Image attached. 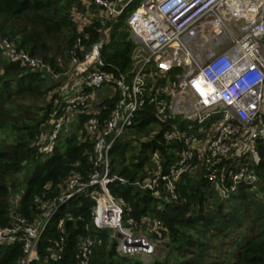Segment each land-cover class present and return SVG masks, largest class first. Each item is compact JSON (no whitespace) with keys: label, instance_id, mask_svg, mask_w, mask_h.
I'll return each mask as SVG.
<instances>
[{"label":"built area","instance_id":"obj_1","mask_svg":"<svg viewBox=\"0 0 264 264\" xmlns=\"http://www.w3.org/2000/svg\"><path fill=\"white\" fill-rule=\"evenodd\" d=\"M137 1L85 0V10L73 9L79 33L84 34L95 18L103 24L98 29L99 40L90 48L82 43V37L87 39L88 34L77 39L75 46L82 56L74 55L63 73L19 50L9 39L2 40L10 56L31 68L47 70L57 80L61 76L79 78L78 86L67 96L60 94L66 96L59 102L61 113L41 134L39 154L51 152L62 135L69 136L74 131L93 147L87 180L77 174L71 176L59 195L46 198L43 193L37 198L38 218L28 222L14 213V223L0 228V248L22 243L23 256L18 264H32L54 215L82 193L95 201L94 226L112 230L110 237L117 242L120 254L141 258L155 254L163 238L160 222L146 218L142 224L134 219L125 223L124 204L109 189L115 181L131 183L112 172L111 150L139 123V112L146 107L152 108L156 119L149 137L159 140L171 161L165 172L166 157L160 147L156 148L146 174L132 182L134 186L154 191L160 181H165L173 196L181 174L203 169L205 178L224 198H229L237 183L256 180L248 167L236 171L229 166V160L253 154L255 142L264 139V0H143L130 10ZM126 13L131 38L148 52L143 64L129 73L106 63L102 55L103 43L109 37L107 22ZM104 86L115 90L106 99L119 93L106 118L101 115L106 106L100 107L104 100L96 101L94 95ZM80 114L87 116L82 127ZM227 178L233 182L231 187ZM101 242L84 236L76 264H89L94 246Z\"/></svg>","mask_w":264,"mask_h":264},{"label":"trees","instance_id":"obj_2","mask_svg":"<svg viewBox=\"0 0 264 264\" xmlns=\"http://www.w3.org/2000/svg\"><path fill=\"white\" fill-rule=\"evenodd\" d=\"M135 7L136 3L130 10ZM75 8L85 10V0H0V228L14 223V213L28 222L38 218L37 198L43 193L46 198L59 195L71 176L77 174L83 181L89 178L92 166L88 157L93 147L78 132L62 135L51 152L39 154L41 134L61 113V96L56 92L60 81L47 70L31 68L10 56L2 45L7 38L19 50L63 73L74 55L82 56L75 46L77 39L88 34L82 43L90 48L99 40L98 29L103 24L95 18L84 34L79 33L73 19ZM127 15L107 22L110 41L102 46L105 62L125 73L130 72L136 49L130 32L119 31L127 28ZM118 95L116 92L102 102L101 107L106 106L102 117L110 115ZM79 119L82 127L86 114H80ZM138 119L130 134L121 136L111 150L112 172L131 183L144 177L156 148L166 157L165 172L171 161L159 140L149 137L156 126L152 108L142 109ZM31 164L32 172L25 175ZM230 165L236 171L248 167L256 180L237 183L229 198L205 178L203 169L181 174L174 197L165 181L154 191L131 183H110L111 195L124 204L125 223L134 219L142 224L146 218L160 222L162 243L169 247L163 260L147 263L139 256L120 254L117 242L110 237L112 230L94 226L95 201L82 193L54 215L32 264H76L79 243L86 235L102 240L94 246L89 264H264V139L255 142L253 154L229 160ZM227 182L231 187L233 182L229 178ZM0 249V264H18L23 256L21 242Z\"/></svg>","mask_w":264,"mask_h":264},{"label":"rangeland","instance_id":"obj_3","mask_svg":"<svg viewBox=\"0 0 264 264\" xmlns=\"http://www.w3.org/2000/svg\"><path fill=\"white\" fill-rule=\"evenodd\" d=\"M143 0H138L136 2V6H140L141 5V2ZM127 28L125 26L123 27H120V30H127L130 32V28L128 27V25H126ZM131 35V33H130ZM109 37L107 39L106 42H109ZM144 48V47H143ZM145 50V48H144ZM135 52H137V54H141V56H139L136 60H134V62L132 63L131 67H130V72H134L136 71L142 64L143 62L145 61L146 57L148 56V52L145 50V52L143 51L142 49V46L136 44V49H135ZM57 82H59V88H57V93H59L61 90H63L60 94H63L65 93V95H68L69 94V90H71V88H74V86H78V79L76 78H72V77H63L61 76V78L59 80H56ZM68 89V90H67ZM111 93V87H108V86H104L103 88H101L100 90H97V91H94V95H96L98 97V99H106L108 94ZM59 102L62 101L61 98H59ZM95 106H98L97 103H95ZM101 107V106H100ZM28 170L25 169L24 171V174L29 176V174L32 172V164L31 165H28ZM169 252V247L162 243V239L159 240L158 244H157V247H156V251H155V254L152 255V256H149V257H142V259L145 261V262H151L152 260L154 259H160V260H163V258L168 254ZM140 256V255H139ZM171 260H172V257H171Z\"/></svg>","mask_w":264,"mask_h":264},{"label":"crops","instance_id":"obj_4","mask_svg":"<svg viewBox=\"0 0 264 264\" xmlns=\"http://www.w3.org/2000/svg\"><path fill=\"white\" fill-rule=\"evenodd\" d=\"M141 54H137V52H135V54H134V58H133V62H134V60H136L139 56H140ZM76 79H78L79 80V78H76ZM109 87V86H108ZM76 87L74 86V88H71V89H75ZM100 90V89H99ZM114 92H115V90L111 87V93L110 94H108V96L107 97H109V96H111L112 94H114ZM61 97V99H63L64 97H66V96H62V95H60ZM95 99H96V101H102V100H104V99H98V97L95 95ZM96 110V109H95Z\"/></svg>","mask_w":264,"mask_h":264}]
</instances>
